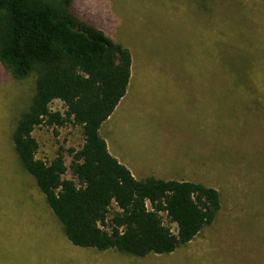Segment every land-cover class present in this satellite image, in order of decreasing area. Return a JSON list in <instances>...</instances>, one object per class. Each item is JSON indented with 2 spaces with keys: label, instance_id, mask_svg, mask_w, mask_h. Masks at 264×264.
<instances>
[{
  "label": "rangeland",
  "instance_id": "1",
  "mask_svg": "<svg viewBox=\"0 0 264 264\" xmlns=\"http://www.w3.org/2000/svg\"><path fill=\"white\" fill-rule=\"evenodd\" d=\"M75 13L133 54L131 85L101 129L111 153L138 178L215 188L221 209L168 255L72 245L11 140L36 76L17 80L0 62V264H264V0H76ZM33 136L39 159L61 152L67 167L84 141L74 124Z\"/></svg>",
  "mask_w": 264,
  "mask_h": 264
},
{
  "label": "trees",
  "instance_id": "2",
  "mask_svg": "<svg viewBox=\"0 0 264 264\" xmlns=\"http://www.w3.org/2000/svg\"><path fill=\"white\" fill-rule=\"evenodd\" d=\"M75 3L0 0V62L17 80L36 76L35 94L11 133L14 153L72 245L139 258L171 254L216 221L220 193L188 180L137 179L110 153L101 129L128 92L134 58L79 17ZM244 69L224 65V73ZM55 101L63 111L52 108ZM67 124L80 126L84 140L69 150L70 166L61 152L39 159L34 130Z\"/></svg>",
  "mask_w": 264,
  "mask_h": 264
},
{
  "label": "crops",
  "instance_id": "3",
  "mask_svg": "<svg viewBox=\"0 0 264 264\" xmlns=\"http://www.w3.org/2000/svg\"><path fill=\"white\" fill-rule=\"evenodd\" d=\"M105 139V138H104ZM106 140V139H105ZM106 142H107V140H106ZM107 145H108V142H107ZM108 149H109V147H108ZM110 151V150H109ZM110 153H111V151H110ZM112 154V153H111ZM113 155V154H112ZM114 156V155H113ZM114 157H116V156H114ZM118 160H119V158L118 157H116ZM120 163H122V162H120ZM123 164V163H122ZM125 165V164H124ZM127 167V166H126ZM128 168L130 169V171L132 172V174L134 175V177L135 178H137V179H145V178H147V177H145V178H138V176L136 175V173L134 172V170H132V168H131V165H129L128 164ZM150 177V176H149ZM157 177V176H156ZM157 178H162V179H166V180H174V179H176V178H164V177H157ZM180 180V179H179Z\"/></svg>",
  "mask_w": 264,
  "mask_h": 264
}]
</instances>
